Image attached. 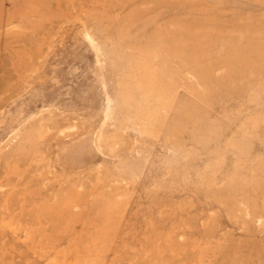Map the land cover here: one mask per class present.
Segmentation results:
<instances>
[{"label": "rangeland", "instance_id": "obj_1", "mask_svg": "<svg viewBox=\"0 0 264 264\" xmlns=\"http://www.w3.org/2000/svg\"><path fill=\"white\" fill-rule=\"evenodd\" d=\"M0 264H264V0H0Z\"/></svg>", "mask_w": 264, "mask_h": 264}]
</instances>
